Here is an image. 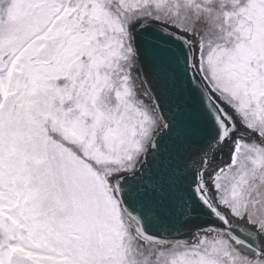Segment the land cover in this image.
Listing matches in <instances>:
<instances>
[{"label": "snow or ice", "instance_id": "6c2138e0", "mask_svg": "<svg viewBox=\"0 0 264 264\" xmlns=\"http://www.w3.org/2000/svg\"><path fill=\"white\" fill-rule=\"evenodd\" d=\"M0 264H264V0H0Z\"/></svg>", "mask_w": 264, "mask_h": 264}]
</instances>
